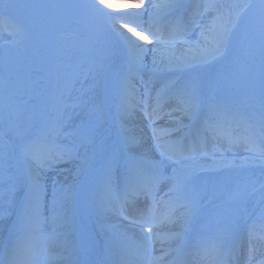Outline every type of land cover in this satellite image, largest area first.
Here are the masks:
<instances>
[{"label": "snow or ice", "instance_id": "snow-or-ice-1", "mask_svg": "<svg viewBox=\"0 0 264 264\" xmlns=\"http://www.w3.org/2000/svg\"><path fill=\"white\" fill-rule=\"evenodd\" d=\"M45 6L0 0L71 38L54 79L0 55V264H264V0Z\"/></svg>", "mask_w": 264, "mask_h": 264}, {"label": "rangeland", "instance_id": "rangeland-1", "mask_svg": "<svg viewBox=\"0 0 264 264\" xmlns=\"http://www.w3.org/2000/svg\"><path fill=\"white\" fill-rule=\"evenodd\" d=\"M21 2L34 5V7L23 9V11L35 20L38 37L44 34L46 26L54 19L74 14L72 10L53 9L45 6L52 3L53 0H21ZM4 19L7 20V23H0V55L4 53L11 54L12 60L20 70L19 75L21 81L23 83H28L36 77L45 80L54 79L51 68L60 55V46L66 40H70L71 38H61L53 33L50 37H43V42H41V38H38L35 33H29L26 35L25 40L22 43L17 44L15 43L16 37L12 35V33L15 30L18 17L9 15L4 17ZM222 63H226V61ZM33 69H36V71L34 72ZM237 149L242 150V148ZM233 152H235V149H232L228 153L232 154ZM246 155L248 154L238 153L237 157L239 159ZM223 174L228 173L225 171Z\"/></svg>", "mask_w": 264, "mask_h": 264}, {"label": "bare ground", "instance_id": "bare-ground-1", "mask_svg": "<svg viewBox=\"0 0 264 264\" xmlns=\"http://www.w3.org/2000/svg\"><path fill=\"white\" fill-rule=\"evenodd\" d=\"M108 2L116 5L118 8H125V9H127V7L129 5H131L133 3H139V0H108ZM129 26L130 27H135V25H129ZM137 30H139V29L137 28ZM238 153H245V152L244 151L242 152V150H240V149H235V152H233L232 154L231 153H228V154L225 153V158L226 159L236 158L237 159V162H238V160H239L238 157H237L238 156ZM64 167L65 168H68L70 166H64ZM225 171L227 173V170H225ZM64 178H67L68 180H71L72 179V176L68 172H65V177ZM112 222H115V221H112ZM160 246L161 245H157V247H160Z\"/></svg>", "mask_w": 264, "mask_h": 264}]
</instances>
